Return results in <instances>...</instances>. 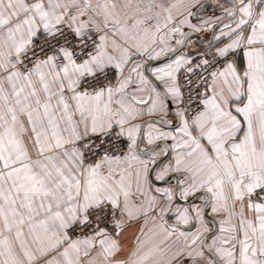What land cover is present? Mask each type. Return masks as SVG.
Wrapping results in <instances>:
<instances>
[{
  "label": "snow or ice",
  "instance_id": "1",
  "mask_svg": "<svg viewBox=\"0 0 264 264\" xmlns=\"http://www.w3.org/2000/svg\"><path fill=\"white\" fill-rule=\"evenodd\" d=\"M0 264H264V0H0Z\"/></svg>",
  "mask_w": 264,
  "mask_h": 264
}]
</instances>
